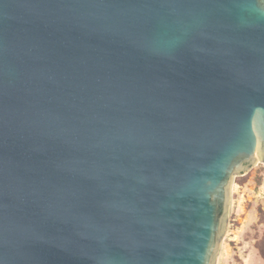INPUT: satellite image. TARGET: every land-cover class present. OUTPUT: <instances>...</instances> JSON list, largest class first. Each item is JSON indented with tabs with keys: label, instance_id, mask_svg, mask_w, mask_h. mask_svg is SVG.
<instances>
[{
	"label": "water",
	"instance_id": "95a60500",
	"mask_svg": "<svg viewBox=\"0 0 264 264\" xmlns=\"http://www.w3.org/2000/svg\"><path fill=\"white\" fill-rule=\"evenodd\" d=\"M264 161V0H0V264H216Z\"/></svg>",
	"mask_w": 264,
	"mask_h": 264
},
{
	"label": "rangeland",
	"instance_id": "374dc122",
	"mask_svg": "<svg viewBox=\"0 0 264 264\" xmlns=\"http://www.w3.org/2000/svg\"><path fill=\"white\" fill-rule=\"evenodd\" d=\"M216 264H264V161L235 176Z\"/></svg>",
	"mask_w": 264,
	"mask_h": 264
}]
</instances>
